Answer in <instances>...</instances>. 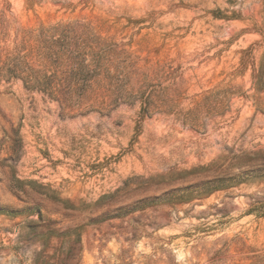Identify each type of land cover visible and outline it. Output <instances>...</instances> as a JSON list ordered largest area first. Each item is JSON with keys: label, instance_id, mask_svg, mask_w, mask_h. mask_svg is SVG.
<instances>
[{"label": "rangeland", "instance_id": "rangeland-1", "mask_svg": "<svg viewBox=\"0 0 264 264\" xmlns=\"http://www.w3.org/2000/svg\"><path fill=\"white\" fill-rule=\"evenodd\" d=\"M0 264H264V0H0Z\"/></svg>", "mask_w": 264, "mask_h": 264}, {"label": "trees", "instance_id": "trees-1", "mask_svg": "<svg viewBox=\"0 0 264 264\" xmlns=\"http://www.w3.org/2000/svg\"><path fill=\"white\" fill-rule=\"evenodd\" d=\"M31 79H32L31 83H33V84H31L30 82H27L28 83L27 85H29L31 88H38V87L42 86V84H41L42 82H40V80L38 78H32L31 77Z\"/></svg>", "mask_w": 264, "mask_h": 264}]
</instances>
